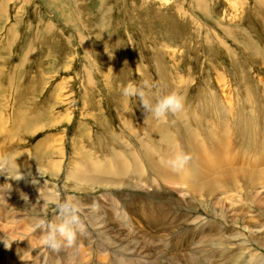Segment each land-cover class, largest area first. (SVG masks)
<instances>
[{
  "label": "rangeland",
  "instance_id": "374dc122",
  "mask_svg": "<svg viewBox=\"0 0 264 264\" xmlns=\"http://www.w3.org/2000/svg\"><path fill=\"white\" fill-rule=\"evenodd\" d=\"M145 80L152 87L141 88ZM129 85L145 95H125ZM170 92L184 97L183 113L157 119L143 106ZM246 123L264 142V0H0V157H7L0 160V264L3 254L7 264H55L61 256L68 264H189L199 238L210 239L205 250L223 244L225 251L214 248L222 257L213 254L223 264L239 253L235 237L246 240L244 253L229 264H264V247L254 241L264 242V188L254 195L263 216L249 212L253 224L244 229L231 212L249 211L246 204L210 208L203 188L197 204L187 184L157 178L139 144L157 151L171 138L176 155L192 146L207 151L226 135L223 152L247 155L252 150L236 146ZM102 164L126 172L89 178L125 185L86 186L84 176H70ZM216 192L211 202L221 197ZM69 197L80 204L83 230L53 252L35 223H59L56 205ZM186 200L192 208L179 203ZM88 212L102 220L99 228ZM21 231L27 234L15 240Z\"/></svg>",
  "mask_w": 264,
  "mask_h": 264
},
{
  "label": "bare ground",
  "instance_id": "6f19581e",
  "mask_svg": "<svg viewBox=\"0 0 264 264\" xmlns=\"http://www.w3.org/2000/svg\"><path fill=\"white\" fill-rule=\"evenodd\" d=\"M233 105V104H232ZM231 105V106H232ZM221 112H222V109H221ZM181 113H183V112H181ZM195 114V113H194ZM183 116V115H182ZM194 116V115H193ZM180 118V119H179ZM178 119L179 120H182L181 119V117H179ZM184 119V118H183ZM187 121V120H186ZM249 122V121H248ZM250 124V123H249ZM185 126H184V128H186L187 129V123L186 124H184ZM242 125V124H241ZM254 126V125H253ZM238 129H239V132H238V134H240V137H241V135L243 134V139L241 140V143L240 142H238L237 144L238 145H236V146H238L239 148H242V147H244V145H245V147L246 148H244L243 149V151H251L252 150V152H251V154L249 153H247V155H245L244 153H241V154H238V150H236L233 154H231V155H228L227 153V151L229 150V148L230 147H228L227 149V151H226V149H225V151L227 152V153H225V152H223V150H224V145L225 144H228L227 142H228V140H226V135H224V137L222 136L221 138L219 137V139L218 140H212V145L210 146V148L207 150V151H201L202 149H201V147L202 146H200V148H198V147H194V146H192V148L191 149H189V154L191 155V154H193L192 156H191V159H190V161L187 163L188 165H189V170H187L186 172H183V173H181L180 174V178H179V176H178V178H179V180L177 179V177H175V172L177 171V170H175L174 172H173V170L171 171L170 170V168H172L173 169V167L171 166V164L169 163L173 158H174V156H175V154H174V151H173V145H171L170 143L172 142V140H171V138L170 139H167V140H170V141H167L165 144H164V148H163V146L161 147L160 146V144H158V142H157V151H153L149 146L147 147L146 145H147V143L146 142H144V141H140V140H142L141 138H140V142H139V144H140V147H141V150H142V152H143V155H144V157H145V159H146V162H147V164L149 165V167H150V169L151 170H153L154 172H155V174L157 175V178L159 177V178H161V179H163L164 181H166V182H168L169 184H171V183H181V184H187V186H188V194L187 195H191V196H189V197H191L192 198V195H194L195 196V198H193V200L195 199L196 201H197V204L202 200V198L201 197H203V196H201V194H200V190H203L204 189V192H203V194H205L204 195V197H205V201H210V203H211V207L210 208H212L215 204V206L214 207H216V206H225V205H227L226 203L228 202L229 203V205L230 206H232L233 204H234V202H239V203H241V204H246V209H249V211L247 212L246 210H242V209H240L239 207V209H238V211L237 212H231V220L232 221H234V223L236 224V221H237V219L238 220H242L241 222H243V223H245V225L243 226V228L244 229H248V226L249 225H251V224H253V221H252V219L254 218V216H253V218H252V215L251 214H249V212L251 213V212H253L254 214H255V216L256 215H258V216H260V212H258L259 210H260V208H261V206L260 205H258V203H261V202H258V200L254 197V195L258 192L256 189L257 188H260V187H262V188H264V142H263V140H261L260 138H258V135L256 136V128H252V126L250 125H248V123H246V124H244V127L243 128H241V127H239L238 126ZM260 131V130H259ZM263 132V131H262ZM186 133H189V132H186ZM192 135H191V134ZM190 133H189V135H187L186 134V137L188 136H193V134L194 133H192L191 131H190ZM167 135V134H166ZM195 135V134H194ZM261 135V134H260ZM259 135V136H260ZM163 136H165V135H163ZM213 136V135H212ZM246 136H248V138H246ZM160 137V136H159ZM195 136H193V138H190L191 140L193 139V141L194 140H196L195 138H194ZM167 138V137H166ZM188 138V139H189ZM239 138V137H238ZM163 139V138H162ZM187 139V138H186ZM187 139V140H188ZM212 139V138H211ZM228 139V138H227ZM260 139V140H259ZM144 140V139H143ZM190 140V141H191ZM149 141V140H148ZM189 141V140H188ZM211 141V140H210ZM164 142H165V140H164ZM192 142V141H191ZM190 142V143H191ZM138 144V145H139ZM191 144H193V143H191ZM188 145V144H187ZM240 145V146H239ZM155 146V145H154ZM194 147V148H193ZM150 150H149V149ZM193 149V150H192ZM248 149V150H247ZM127 151V150H126ZM230 151V150H229ZM242 152V151H241ZM128 154H129V152H128ZM130 155H132V154H130ZM262 156V157H261ZM121 157V156H120ZM121 159H122V157H121ZM120 159V160H121ZM87 160V159H86ZM10 161V160H9ZM118 160H116V162H117ZM121 161H123V160H121ZM93 163H94V161H93ZM110 163V162H109ZM100 164V163H99ZM108 164V163H107ZM96 165V164H95ZM110 165V164H109ZM109 165H107V167H106V165L105 164H102V165H100V167H97V166H94L93 167V165H88L89 167V169L88 170H84L83 168H75V169H77V171H76V173L78 174V175H74L73 173L70 175L71 176V178L73 179V177H75L74 179H77L76 177H78V179L79 178H81L82 179V176H84L85 177V179H82L83 180V182L86 184V186H93V185H95V184H101V183H108V184H110L111 182L113 183V184H115V185H125V184H123V183H119V182H117L115 179V181L114 180H112L113 178H111V179H109V180H105V181H102L101 180V178H99V179H94V178H89V174H101V173H103V174H106V175H109V176H112V177H114L112 174L113 173H111L110 171H116L115 173H114V175H116L115 177H119V176H122V175H124V173L126 172V170L125 169H123V168H125V167H121V166H119L117 169H109V167H111V166H109ZM117 165V164H116ZM121 165V164H120ZM85 166H87V165H85ZM109 166V167H108ZM216 172H218L217 174H215ZM89 173V174H88ZM69 174V173H68ZM87 175H88V177H87ZM105 175V176H106ZM67 176V175H66ZM69 176V175H68ZM101 175H99V177H100ZM104 176V175H103ZM155 176V175H154ZM220 176H223L222 178L220 177ZM98 177V176H97ZM96 178V177H95ZM104 178V177H103ZM177 179V180H176ZM119 180H120V178H119ZM121 181V180H120ZM154 181V180H153ZM158 181H160V180H158ZM177 181V182H176ZM135 182V181H134ZM164 183V182H163ZM177 183V184H178ZM156 185V184H155ZM135 187V186H134ZM140 188V187H139ZM203 188V189H202ZM15 189V188H14ZM162 189V188H161ZM166 190V189H165ZM161 191V190H160ZM162 191H163V189H162ZM214 191L216 192V191H218L220 194H222L221 195V197L223 196V198L221 199V197L219 196L218 198H217V200H216V202L215 201H213L214 202V204H213V202H211L212 200H210L209 199V196H212L211 194L212 193H214ZM1 192V191H0ZM182 192V191H181ZM199 192V194H200V196H199V194H197L196 195V193H198ZM261 192V191H260ZM2 193V192H1ZM167 193V192H166ZM180 193V192H179ZM217 193V192H216ZM157 195V194H156ZM237 195V197H239V198H242V201H244V202H246V203H244V202H240V201H234V199H235V196ZM42 196L43 197H45V196H47V195H43L42 194ZM42 196H41V198H42ZM163 196V195H162ZM162 196H160V197H162ZM156 197V196H155ZM185 197V196H184ZM187 197V196H186ZM216 197V196H215ZM157 198V197H156ZM188 199L189 201H193L192 199ZM213 198V197H212ZM160 200L162 199V198H159ZM175 199V198H174ZM254 199V202L252 201ZM1 200V199H0ZM163 200V199H162ZM170 200V199H169ZM172 200V199H171ZM188 200H186L185 202H184V204L183 203H181V201L179 202L182 206L184 205H186V206H188L189 208H192V206L193 205H191V203L190 202H188ZM247 200V201H246ZM7 200H5V202H6ZM42 201V200H41ZM45 201V200H44ZM157 201V200H156ZM155 201V203L154 204H156L157 202ZM183 201V200H182ZM195 201V202H196ZM261 201V200H260ZM3 202H4V200H3ZM43 202V201H42ZM163 202V201H162ZM172 202V201H171ZM226 202V203H225ZM253 202V205L251 204V203ZM255 202H258L257 204L255 203ZM164 203V202H163ZM169 203V202H168ZM167 202H166V204H168ZM176 203V202H175ZM178 203V204H179ZM44 204V203H43ZM179 204V205H180ZM202 204V203H201ZM204 204V203H203ZM264 204V203H263ZM5 205H7V204H5ZM89 205V204H88ZM157 205V204H156ZM159 205H162V204H159ZM179 205H177V206H179ZM207 205V204H206ZM201 206V205H200ZM249 206H250V208H249ZM42 207V206H41ZM205 207V206H204ZM206 207H208V206H206ZM93 208V207H92ZM221 208V207H220ZM219 208V209H220ZM23 209L25 210V211H28V209H26V207H23ZM36 209V208H35ZM157 209V208H156ZM155 209V210H156ZM181 209V208H180ZM183 209V208H182ZM186 209V208H185ZM224 209V208H223ZM94 211H95V209H93ZM159 210H160V208H159ZM170 210V209H169ZM92 211V210H91ZM98 210H96V212H97ZM157 211V210H156ZM171 211V210H170ZM185 211V210H184ZM214 211H215V209H214ZM222 211V210H221ZM226 211H228V210H226ZM229 211H231V210H229ZM241 211V212H240ZM110 212H113L112 210L111 211H109V213ZM158 212V211H157ZM223 212V211H222ZM262 212V211H261ZM99 213H102V212H99ZM106 213V212H105ZM160 213V212H159ZM264 213V212H263ZM151 214V213H150ZM223 214V213H222ZM221 214V215H222ZM98 215V214H97ZM100 215V214H99ZM106 215V214H105ZM108 215V214H107ZM106 215V216H107ZM242 215V216H241ZM87 216H88V219L89 220H91V221H93L92 222V224L94 223V225L96 224V226H97V223L99 222L100 224H99V226H97L98 228L101 226V223H102V220L101 221H96V218H95V216H94V214H92V213H90V212H88L87 213ZM108 216H111V215H108ZM230 216V215H229ZM244 216H246L247 218L243 221V218L242 217H244ZM261 216H263L262 214H261ZM118 217V216H117ZM152 218H153V216H151ZM222 217V216H221ZM228 217V216H227ZM159 218V217H158ZM17 219V218H16ZM142 219V218H141ZM148 219V218H147ZM146 219V220H147ZM155 219V218H154ZM230 219V218H229ZM257 219V218H256ZM20 221V220H19ZM16 222V221H15ZM89 222V221H88ZM157 222V221H156ZM1 223V222H0ZM146 223H147V221H146ZM151 223H153V222H151ZM105 224H107V223H105ZM148 225L150 226V221L148 222ZM95 226V227H96ZM103 226V225H102ZM123 226V225H122ZM239 226V225H238ZM21 227V226H20ZM20 227H19V229H20ZM104 227V226H103ZM250 227V226H249ZM259 227V226H258ZM261 228H259V230H262V231H264V226H263V228H262V224H261V226H260ZM109 228V227H108ZM147 228V227H146ZM150 228H152L151 226H150ZM1 229H3V227L1 228ZM33 229V228H32ZM104 229V228H103ZM17 230H18V228H17ZM20 230H22V228L20 229ZM102 230V229H101ZM208 230L209 231H211V230H214L213 229V226H211L210 228H208ZM249 230V229H248ZM256 230V229H255ZM254 230V231H255ZM151 231V230H150ZM217 231V230H216ZM258 231V230H257ZM104 232V231H103ZM152 232V231H151ZM251 232H253V230L251 231ZM150 233V232H149ZM231 233V232H230ZM254 233H257V232H254ZM27 233L25 232V231H21V235H19V236H16L15 238V240H21L22 238L21 237H23V236H25ZM222 234H223V232H222ZM229 234V233H228ZM240 234V233H239ZM238 234V235H239ZM115 235V234H114ZM220 235V234H219ZM200 236V235H199ZM222 236V235H221ZM236 236H237V234H236ZM242 236V235H241ZM255 236V235H254ZM227 237H229V236H227ZM235 236H230L229 238H231V240L234 238ZM238 237V236H237ZM256 237V236H255ZM197 238H198V236H197ZM210 238V237H209ZM208 238V239H209ZM224 238V237H223ZM222 238V239H223ZM228 238V239H229ZM241 238L242 237H240V238H236L235 237V241H234V248H235V250H236V252H239L240 253V251L242 252V253H244V251H243V247H244V245H245V241H241ZM245 238V237H244ZM123 240H125V238H122ZM153 239V238H152ZM221 239V240H222ZM227 239V240H228ZM15 240H11V243H13ZM120 240H121V238H120ZM128 240V239H127ZM130 240H131V238H130ZM150 240V239H149ZM175 240H177V239H175ZM219 241H221L220 239H218ZM105 241V240H104ZM168 241V240H167ZM195 242L197 245H196V247H195V250H194V252L193 253H190L188 256H187V258L189 259V261H187L189 264H209V262H211V264H216L215 262H214V259H213V254L215 253V251H214V248H217V250L219 251L221 248L222 249H224V247H223V244L221 245V244H219V245H221V246H216V243H215V245H214V243H210L209 245H211V244H213L214 246L209 250V249H207V250H205V249H203L204 247H202V244L203 243H207V242H209L210 241V239L209 240H206V241H203L202 239H198V240H196L195 241V239H193L192 240V242ZM213 241V240H212ZM233 241V240H232ZM254 241H255V243L257 244V245H259V246H261V247H264V242H261V241H259V240H256V239H254ZM107 242V241H106ZM176 242H178V241H176ZM190 242V241H189ZM191 242V243H192ZM194 242L191 244V246L192 245H194ZM226 242V241H225ZM125 243V242H124ZM128 243V242H127ZM221 243V242H220ZM129 244V243H128ZM227 244H228V242H227ZM133 245V244H132ZM163 245V244H162ZM165 245V244H164ZM189 245V244H188ZM217 245H218V243H217ZM231 245V244H230ZM232 245H233V243H232ZM231 245V246H232ZM147 247V246H145V244H143L142 246H141V248L142 247ZM151 246V245H150ZM190 246V245H189ZM198 246H199V248H198ZM212 246V245H211ZM134 247V246H133ZM163 248H164V246H162ZM161 247V248H162ZM165 247H168V246H165ZM134 248H136V247H134ZM133 248V249H134ZM150 248V247H149ZM131 249V248H130ZM128 250H129V248H128ZM131 251V250H130ZM185 251V250H184ZM221 251H223V250H221ZM221 251H220V253L219 252H216L215 253V257H217V258H221L222 257V254L223 253H221ZM224 251H225V249H224ZM128 252V251H127ZM153 253V252H152ZM195 253V254H194ZM197 253H199V254H197ZM224 253H226V252H224ZM239 253H234V254H232V257H230V259L227 261V262H225V263H223V264H229V262L232 260V259H238L239 260V258H237L239 255L240 256H242L241 254H239ZM248 253V252H247ZM251 253V252H250ZM256 253V252H255ZM255 253H253V254H255ZM99 254V253H98ZM181 254V253H180ZM195 255V256H194ZM203 256V258L204 259H207V261L206 260H204L203 258H201L202 256ZM225 255H229V254H224L223 256H225ZM201 256V257H200ZM250 256H252V255H250V254H248V259L250 260V258H252V257H250ZM144 257V256H143ZM159 257V256H158ZM163 257V256H162ZM259 257V256H258ZM160 258V257H159ZM200 258V259H199ZM241 258V257H240ZM187 259V260H188ZM261 259H263V258H261ZM261 259H258V258H256V260L254 261V264H261L260 263V261H261ZM148 260V259H147ZM149 262H150V259H149ZM158 262V261H157ZM186 262V261H185ZM213 262V263H212ZM152 263H156L155 261L154 262H152ZM175 263V262H174ZM143 264H146V263H143ZM180 264V263H179ZM218 264V263H217Z\"/></svg>",
  "mask_w": 264,
  "mask_h": 264
},
{
  "label": "clouds",
  "instance_id": "9594fccd",
  "mask_svg": "<svg viewBox=\"0 0 264 264\" xmlns=\"http://www.w3.org/2000/svg\"><path fill=\"white\" fill-rule=\"evenodd\" d=\"M152 85L145 80L141 88H150ZM135 86L129 85L124 89V94L128 96L137 95L143 97L145 93ZM143 106L149 108L157 119L166 118L169 113L181 112L184 108V97L177 92H170L161 95L155 103L150 104L147 100L143 101ZM191 155L183 151L176 153L174 158L169 162L173 169L183 170L187 165ZM7 164V157H0ZM61 214V221L49 225L44 219H37L35 227L42 230V240L46 248L53 252H59L62 248L71 247L76 240L77 233L83 230V223L80 217L81 207L75 197H69L60 201L57 205ZM4 246L7 248L10 243L3 238Z\"/></svg>",
  "mask_w": 264,
  "mask_h": 264
}]
</instances>
